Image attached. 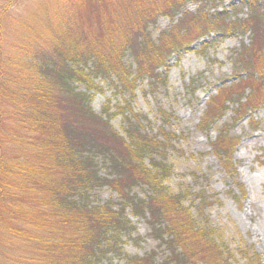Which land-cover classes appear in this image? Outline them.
Wrapping results in <instances>:
<instances>
[{
  "label": "rangeland",
  "instance_id": "obj_1",
  "mask_svg": "<svg viewBox=\"0 0 264 264\" xmlns=\"http://www.w3.org/2000/svg\"><path fill=\"white\" fill-rule=\"evenodd\" d=\"M258 5L0 0V88L26 64L54 71L40 73L44 98L25 85L24 121L5 124L0 153L27 162L28 177L0 188V264H177L158 188L232 264L253 252L264 261ZM222 134L235 143L230 161L213 148ZM7 166L0 159V187Z\"/></svg>",
  "mask_w": 264,
  "mask_h": 264
},
{
  "label": "trees",
  "instance_id": "obj_2",
  "mask_svg": "<svg viewBox=\"0 0 264 264\" xmlns=\"http://www.w3.org/2000/svg\"><path fill=\"white\" fill-rule=\"evenodd\" d=\"M242 2L247 5H255L259 8L260 5L258 4L262 3L263 0H242ZM45 69H47V71ZM50 69L51 68L47 63L26 64L25 69H17L19 72L21 71L20 73L16 70L14 73L6 76V84L4 87L0 88V101H3V103L5 102V104L6 102L8 103L6 113L4 114H7V119H9V121H5V119L0 116V144L1 142H6L9 146L11 144L9 140L12 136L13 129L10 127L11 130H6L5 124H12L13 121L17 122L18 119H20L21 123L24 121L27 114V109L23 105L26 96L25 85L29 83L31 87H35L36 95L44 98L46 91H44L43 83L46 82V80L43 79V76L40 73L45 72V75L48 73L50 74ZM56 69L59 71L61 68ZM23 70L28 72L26 77L22 73ZM51 70L53 71V69ZM78 70H80L79 66L73 67L70 65L69 71L70 74H72V78L79 73ZM154 77H156L155 73ZM55 78L57 79V75ZM230 141H232L230 136L222 134L213 144L214 150L224 161H230L232 159V153L234 150L231 148H233L235 143L227 145ZM61 154L59 153L58 156L54 153L53 162L57 165L59 164V161H68V158L65 155L62 157ZM0 156L1 163L5 164V166L8 165L6 168L7 170H5V173L3 174H8L7 182L5 186H1L0 188L4 189L8 184L14 186L15 189L17 184L20 183V180H24L28 177V163H25V161H17L15 158L13 159L9 153H0ZM156 182L162 183V179L159 181V175H156ZM159 192L160 195L164 196V200L161 202V205L163 203V207L161 206V208L165 214L164 219L170 226L167 230V234L171 243L174 244V247H172L174 254L179 253L176 255L175 259L177 264H200L199 261L201 259L204 264H232L231 259L234 257V253L230 251L227 252L226 249H224L223 245L218 242L214 235H212L211 232L213 231H205L204 229L197 228L189 209L185 208L178 199L175 201L174 198L165 196L160 188L157 189V193ZM161 192L163 194H161ZM0 195V199L5 196L4 193L1 194V192ZM2 206H4V204ZM154 224H156V222ZM24 235L25 234L22 231L20 236ZM176 246L181 248V253L176 251ZM256 254L257 253L255 252L245 254L247 264H264V261L262 259L260 260Z\"/></svg>",
  "mask_w": 264,
  "mask_h": 264
}]
</instances>
